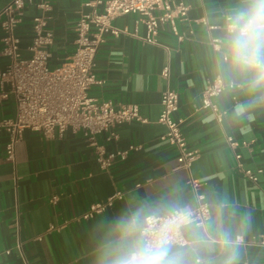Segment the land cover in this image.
I'll use <instances>...</instances> for the list:
<instances>
[{"label":"crops","instance_id":"obj_1","mask_svg":"<svg viewBox=\"0 0 264 264\" xmlns=\"http://www.w3.org/2000/svg\"><path fill=\"white\" fill-rule=\"evenodd\" d=\"M12 1L0 0V11ZM41 1L26 4L18 29L24 58L31 56L33 18L42 14L37 8ZM45 1L53 5L48 29L55 40L49 48V66L55 68L74 54L77 23L91 10L86 4L92 0ZM173 1L189 8L187 17L177 20L184 40L164 25L156 43L147 42L144 17L122 15L113 25L123 32L106 36L95 61L94 71L102 83L90 88V97L116 105L137 104L147 119L120 126L118 141L100 135V143L108 151L131 144L142 145L141 151L102 170L82 134L68 130L63 138L45 140L28 130L12 162L5 153L9 133L0 126V264H107L121 237L119 226L129 216L146 213L160 203L195 205L190 176L202 182L211 206L207 232L227 230L232 239L239 238L238 264H264V246L253 243L264 237V91L250 90L247 73L226 71L220 63L225 17L244 7L245 0ZM202 19L217 29L208 30ZM1 38L0 29L3 69L9 59L1 54ZM212 38L221 40L219 51ZM217 78L236 84L210 99L223 114L221 120L213 110L201 108L204 89ZM167 90L179 93L176 117L183 120L188 147L199 151L190 172L178 167L176 149L160 139L167 131L158 122L162 93ZM16 112L10 96L0 105V124ZM229 137L238 142L236 148L229 146ZM118 191L124 193L123 200L93 219L80 218L93 203L106 201ZM54 196L56 203L51 202ZM184 235L189 245L191 234L184 231ZM197 256L205 258L206 264H221L223 259L218 248L211 253L200 248L189 258Z\"/></svg>","mask_w":264,"mask_h":264},{"label":"built area","instance_id":"obj_2","mask_svg":"<svg viewBox=\"0 0 264 264\" xmlns=\"http://www.w3.org/2000/svg\"><path fill=\"white\" fill-rule=\"evenodd\" d=\"M29 2L32 0H13L0 11L1 54L9 59L7 66L0 69V105L13 96L17 108L14 118L6 119L0 124L9 133V140L5 145L6 159L15 161L16 146L28 130L39 133L45 140L63 138L68 130L82 134L88 146L93 149L102 170H109L117 161L127 160L133 151H141L143 146L136 144L108 151L99 141L102 134H107L106 140L109 142L118 141L117 130L120 126L134 121L145 123L147 119L143 118L137 104L116 105L112 101H98L90 97V88L102 83L94 71L96 57L107 35L118 37L123 32L113 25L115 18L127 14L144 17L147 42L156 43L160 27L164 25L179 40H184V35L178 31L177 20L187 17L188 6L183 2L176 4L173 0H92L86 4L91 10L83 13L77 23L74 54L60 66L51 68L49 48L54 44L55 37L53 31L48 29L49 14L53 11V5L49 1L37 4L42 14L33 18V38L29 47L31 56L24 58L20 54L21 38L18 29L24 21V10ZM200 21L210 31L217 29L216 25L208 24L206 19ZM212 45L219 51L221 40L212 38ZM168 72V68H165L162 76L166 78ZM235 85L220 78L215 79L202 93L201 108L213 110L221 120L223 114L210 99ZM179 103L177 91L167 90L162 93V111L158 122L167 131L160 139L176 149L178 167L190 172L199 151L188 147L182 132L183 120L176 117ZM228 143L233 149L238 146V142L232 137L228 138ZM246 175L256 180L252 172L247 171ZM188 186L195 200V205L190 208L207 230L211 206L202 192V182L190 176ZM123 199L124 193L118 191L106 201L93 203L80 218L93 219L112 207L116 201ZM57 201V196L51 200L52 203ZM188 243L182 231L178 235L177 244L185 247ZM253 243L264 246V237ZM17 248L22 254V243L19 240Z\"/></svg>","mask_w":264,"mask_h":264},{"label":"clouds","instance_id":"obj_3","mask_svg":"<svg viewBox=\"0 0 264 264\" xmlns=\"http://www.w3.org/2000/svg\"><path fill=\"white\" fill-rule=\"evenodd\" d=\"M224 48L220 63L229 72L248 74V87L264 91V0H245V6L225 17ZM121 237L107 264H206L190 254L200 248H217L221 264H238L240 240L227 230L210 235L193 210L181 202L160 203L148 212H137L120 224ZM182 231L191 234L186 247L177 244Z\"/></svg>","mask_w":264,"mask_h":264}]
</instances>
